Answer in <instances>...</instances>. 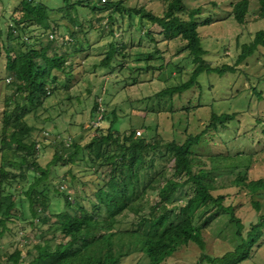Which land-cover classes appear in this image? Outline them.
Listing matches in <instances>:
<instances>
[{
  "label": "rangeland",
  "instance_id": "374dc122",
  "mask_svg": "<svg viewBox=\"0 0 264 264\" xmlns=\"http://www.w3.org/2000/svg\"><path fill=\"white\" fill-rule=\"evenodd\" d=\"M16 1L0 0L2 45L14 25L13 18L20 16L13 11ZM40 1L55 9L62 4L61 0ZM74 1H90L91 5L98 7L90 10L78 6V10H71L68 15L53 13L51 26L61 36L55 43H49L46 37L37 41H41L38 48L42 44L49 45L65 53L68 62H73L69 85H59L42 106L32 109L26 117L39 141L42 166L52 159L54 144L68 140V136L82 143L88 141V133H95L85 130L92 123L94 102L103 98L108 116L104 128L117 117L114 128L121 135L134 130L135 137L144 138L149 143L160 141L158 152L151 154L156 168H165L167 173L171 171L172 164L162 157L168 142L182 143L189 134H201L199 143L193 147L197 156L252 155L251 166L247 169L249 179L264 180V47H259L252 56L237 63L242 46L251 42L256 32L264 29L259 0H248V13L243 24L234 20L232 15L233 6L239 0H184L187 9L200 8V14L195 19L205 50L204 59L213 67L231 66L234 72H226L222 76L203 73L191 88L174 94L164 91L189 81L196 67L185 42L180 38L165 41L162 34H156L153 25L141 20L140 16L119 12L108 20L111 11L105 6L109 1H121L126 7L145 8L154 15L162 16L172 0H101V4L100 0H70L71 3ZM71 30L73 36H69ZM26 32L21 34L14 28L12 34L17 37L12 43L14 48L24 47L21 44L23 40L29 44L35 42V26L28 25ZM111 43L118 46L121 54L117 52L110 67L104 68L101 61ZM53 49H48L50 55ZM5 61L3 53L0 60V141L2 117L9 111L14 91L10 75L4 67ZM59 76L61 80L64 77L62 74ZM213 113L233 114L234 119L212 127L210 119ZM46 132L50 134L47 138ZM17 158L12 152L1 149L0 142V167ZM74 159L73 164L56 165L49 169L43 182L52 210L46 212L48 215L64 209L68 211L64 199L55 191L56 187L69 194L75 204L91 209L94 192L108 179L109 169L90 163L85 152H80ZM244 162L243 159L241 163ZM13 168H16L14 172L18 176L25 169H20L19 165ZM245 168L216 171L215 180L217 186L225 187L219 188V192L228 195L226 204L232 202L236 216L247 228L264 215V189L251 196L248 190L230 186ZM18 179L12 189L16 196L22 187L24 191L27 189L30 181L28 178ZM39 190H43L41 186ZM186 191L182 188L176 193L178 202L186 199ZM149 193L153 203L157 194ZM21 195L24 198L23 192ZM256 201L260 203L258 210L253 205ZM24 207L28 210L27 201ZM195 213L196 224L203 226L206 255L221 256L240 243L236 226L228 225V216H215V208L208 204L197 207ZM132 219L133 215H129L123 223ZM123 223L121 228L129 227ZM47 228V225L42 226L32 219L29 211L6 222L4 227L0 225V256L19 249L23 258L21 264H27L37 254L36 245L50 240L54 244L64 239L59 231ZM201 254L202 250L197 245L190 244L181 247L163 264H196ZM122 264L150 263L139 254L132 255ZM241 264H264V237L254 246L251 257Z\"/></svg>",
  "mask_w": 264,
  "mask_h": 264
},
{
  "label": "trees",
  "instance_id": "16d2710c",
  "mask_svg": "<svg viewBox=\"0 0 264 264\" xmlns=\"http://www.w3.org/2000/svg\"><path fill=\"white\" fill-rule=\"evenodd\" d=\"M61 2V7L55 9L40 0H17L13 11L20 16L13 18L12 27L21 34H27V26H35V42L29 44L23 40L21 44L24 47L14 48L12 43L17 37L13 36L14 28L11 27L5 44H0V60L5 53L4 67L14 89L9 111L2 117L1 149L18 157L0 167V225L4 227L6 222L20 215L24 216V212L29 211L32 219L42 226L47 225L49 231H59L64 238L54 244L50 240L36 245L37 254L27 264H122L132 255L139 254L147 258L150 264H163L181 247L190 244H195L202 250L196 264H241L248 260L254 246L264 237V215L246 228L236 216L232 202L226 204L228 195L219 192V188L225 187L217 186L215 172L246 166L243 174L240 172L230 186L248 190L252 196L264 189V180L249 179L247 169L251 166L252 155L197 156L193 147L199 143L201 134H189L182 143L172 140L165 145L162 157L166 159L165 162L172 164L169 174L165 168H156L151 161V154L157 153L160 148L159 140L149 143L144 138L135 137L134 130L121 135L114 128L117 117L104 128L108 116L106 107H103L106 103L100 98L94 102L92 120L99 115L101 119L97 127L89 125L85 129L95 132L88 133V141L82 143L83 141L68 136V140L54 144L52 159L45 166L41 165L39 141L26 117L32 109L42 106L59 85H69L73 62H68L65 53H60L49 45L42 44L40 48L37 45L41 43V37L48 38L49 43H55L61 36L51 26L54 22L53 13L68 15L71 10H78V6L90 10L98 7L91 5L90 1ZM259 3L261 16L264 18V0H259ZM105 6L111 11L108 20L121 12L129 16H140L141 20L151 23L156 34L161 33L165 41L180 38L185 42V48L196 67L189 81L166 89L165 93L174 94L191 88L203 73L222 76L226 72H234L231 66L213 67L204 59L205 50L198 32L199 24L195 19L200 14V8L187 9L184 0H172L164 15L158 16L145 8L126 7L121 1H109ZM248 6V0H239L234 4L232 15L239 24L245 22ZM70 34L73 36V30L69 36ZM39 39L41 41L37 43ZM259 47H264V29L256 32L254 39L242 46L237 63L252 56ZM48 49H53L51 55ZM117 52H120L118 46L111 43L101 61L104 68L110 67ZM59 74L64 75L62 80ZM232 119L233 114L213 113L210 125L216 127L217 124L223 125ZM46 134L44 136L49 137L50 134ZM80 152H85L87 160L97 167H107L108 179L94 192V198L90 201L91 209L75 204L69 194L56 187L55 191L64 199L68 211L64 209L46 214L52 211L43 187L50 167L73 164ZM241 159L245 162L241 163ZM18 165L20 169L25 167L19 176L14 172L16 168H13ZM7 166H10L9 169ZM19 177L30 181L27 189L24 191L22 187L19 189L20 194L16 196L12 189L15 182L20 180H17ZM40 186L43 190H39ZM182 188H186L187 196L185 200L178 202L175 195ZM149 192L157 194L153 203ZM26 201L28 210L24 207ZM207 204L215 208V216H228V225L236 226V234L240 239L233 250L218 257L204 253L203 226L196 224L195 210L200 205ZM253 205L258 210L260 203L256 201ZM129 215H133V219L123 223ZM31 223L34 224L33 221ZM122 223L129 227L121 228ZM22 261L19 249L0 256V264H21Z\"/></svg>",
  "mask_w": 264,
  "mask_h": 264
},
{
  "label": "built area",
  "instance_id": "2783aa9c",
  "mask_svg": "<svg viewBox=\"0 0 264 264\" xmlns=\"http://www.w3.org/2000/svg\"><path fill=\"white\" fill-rule=\"evenodd\" d=\"M50 38H53V35H50ZM100 119H101V115H99L97 119L91 121V122H92L91 125H92L93 127H97V126L99 125V121H100Z\"/></svg>",
  "mask_w": 264,
  "mask_h": 264
}]
</instances>
